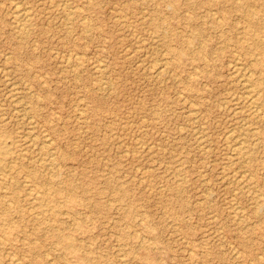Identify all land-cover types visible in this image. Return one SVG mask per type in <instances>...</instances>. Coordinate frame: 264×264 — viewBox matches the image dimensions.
I'll return each instance as SVG.
<instances>
[{
	"label": "rangeland",
	"instance_id": "1",
	"mask_svg": "<svg viewBox=\"0 0 264 264\" xmlns=\"http://www.w3.org/2000/svg\"><path fill=\"white\" fill-rule=\"evenodd\" d=\"M9 1L0 0V166L11 163L0 264H264V50H252L264 41V0ZM14 5L28 14L24 34ZM236 62L262 119L243 102ZM232 130L247 163L224 137ZM50 156L51 170L40 165Z\"/></svg>",
	"mask_w": 264,
	"mask_h": 264
},
{
	"label": "bare ground",
	"instance_id": "2",
	"mask_svg": "<svg viewBox=\"0 0 264 264\" xmlns=\"http://www.w3.org/2000/svg\"><path fill=\"white\" fill-rule=\"evenodd\" d=\"M13 1V0H12ZM12 1H9V2H11V4L13 3V4H16V3H14V1L12 2ZM18 3V2H17ZM60 3V2H59ZM65 3H67V2H65ZM19 4V3H18ZM17 4V5H18ZM64 4V3H63ZM17 5H14L12 8L14 9V15H13V18H14V20L16 21V22H20L21 23V25H20V28H19V31H20V34H24L25 32V26H26V22L25 21H27V16H28V14H27V12L25 11L24 12V10H20V6H17ZM20 5V4H19ZM63 6V5H62ZM64 6H66L65 4H64ZM141 6V5H140ZM69 7V6H68ZM61 8H63V7H61ZM76 8V7H75ZM80 8V7H79ZM73 8H71V10H72ZM26 10V9H25ZM73 11V10H72ZM80 11V10H79ZM143 11H145V10H143ZM29 12V11H28ZM13 13V12H12ZM63 13V12H62ZM68 14H70V12H68ZM71 16V15H70ZM247 16V19H248V21H249V23H250V25L253 27V28H255V27H257V26H260L259 25V21L257 20H255L254 18H253V16L252 15H250V14H247L246 15ZM143 17V16H142ZM27 18V19H26ZM145 18V17H144ZM143 18V19H144ZM216 18H218V17H216ZM11 19V18H10ZM62 19V18H61ZM60 19V20H61ZM65 19V18H64ZM255 21H254V20ZM13 20V19H12ZM66 20V19H65ZM73 20V19H72ZM85 20V19H84ZM84 20H83V22H84ZM141 20V19H140ZM139 21V20H138ZM150 21V20H149ZM217 21H219V19L217 20ZM66 22V21H65ZM220 22V21H219ZM90 23V22H89ZM17 24L18 23H16V26H17ZM47 24V23H46ZM70 25V24H69ZM14 26V25H13ZM30 26V25H29ZM17 27H19V26H17ZM261 27V26H260ZM259 27V28H260ZM26 28H27V26H26ZM133 29V28H132ZM143 29V28H142ZM14 30H15V28H14ZM18 30V29H17ZM145 30V29H144ZM18 31V32H19ZM29 31V30H28ZM148 31V30H147ZM26 32H27V30H26ZM149 32V31H148ZM147 32V33H148ZM151 33V32H150ZM17 34V33H16ZM133 34V33H132ZM152 35V34H151ZM150 35V36H151ZM16 36V35H15ZM26 36V35H25ZM13 37V36H12ZM137 37V36H136ZM135 37V38H136ZM141 38V37H140ZM150 38V37H149ZM18 39H20V38H18ZM65 40H66V38H65ZM73 40V39H72ZM141 40H142V38H141ZM153 40V39H152ZM253 40V45H252V50H255V49H262V50H264V41H262V40H260V39H252ZM145 41V40H144ZM144 41H142V43L144 42ZM149 44V43H148ZM147 44V45H148ZM155 44V43H154ZM152 46H155V45H152ZM152 46H150V48H152ZM158 47V46H157ZM144 48H145V46H144ZM139 49H140V47H139ZM138 49V50H139ZM158 49H160V48H158ZM137 50V49H136ZM154 50H156V49H154ZM151 51V50H150ZM149 51V52H150ZM157 51V50H156ZM156 51H153V52H156ZM157 52H159V51H157ZM156 52V54H158ZM69 54V53H68ZM77 54V53H76ZM163 54V53H162ZM179 55L181 54V53H178ZM235 54H237V53H235ZM150 55V54H149ZM69 56V55H68ZM66 57V58H69V57ZM147 56V55H146ZM7 57V56H6ZM5 57V58H6ZM74 57L76 58L77 57V55H74ZM144 57H145V52H144ZM239 57V56H238ZM240 58V57H239ZM9 59V58H8ZM171 59V58H170ZM5 60H7V59H4V61ZM66 60H68V59H66ZM65 60V63H68L67 61ZM9 61V60H8ZM76 61H77V59H76ZM79 61V60H78ZM156 61V60H155ZM154 61V63H158V62H155ZM158 61V60H157ZM161 61V60H160ZM235 61V60H234ZM233 61V62H234ZM236 61H238V60H236ZM6 62V61H5ZM99 62V61H98ZM161 62H164V61H161ZM166 62V61H165ZM164 62V63H165ZM240 63V62H239ZM239 63H235L234 65H232L230 68H231V73H232V75H233V77L238 81H236L235 80V83L237 82V84L238 83H240L241 84V86H242V88H243V93H244V100H243V102L245 103V106H247V108L249 107V108H251L252 109V112H251V114L252 115H254V117H256V119L257 118H261L262 119V113H261V111H260V109H261V107H260V102H259V100L261 101V98H259L258 97V95H259V93H257V90H256V88L254 87V85H253V83H251V80H250V75L248 74H245L246 72H245V69H247L246 67V65H244V67L245 68H242V66L239 64ZM6 64V63H5ZM100 64V63H99ZM160 63H158V64H154L155 66H157V65H159ZM255 66H259V65H261V63L260 62H258V61H256L255 63ZM91 65H93V63L91 64ZM162 65H164L163 63H162ZM166 65V64H165ZM101 66H103V65H101ZM75 67V66H74ZM94 67H97V65H94ZM151 67H154L153 66V64H152V66ZM160 67V66H159ZM166 67H168V66H166ZM72 68V67H71ZM105 68V67H104ZM164 68H165V66H164ZM164 68H161V69H159L160 71H158V69H157V72L158 73H162L163 72V69ZM96 70H97V68H95ZM100 69H102L103 70V68L102 67H100ZM106 69H107V67H106ZM150 69H152V68H149V70ZM243 69H244V71H243ZM3 70L4 69H2V72H3ZM7 70H9V69H7ZM6 70V71H7ZM82 71V70H81ZM101 71V70H100ZM153 71V70H152ZM5 72V71H4ZM3 72V73H4ZM8 72V71H7ZM157 72H156V74H157ZM250 72V71H249ZM252 72V71H251ZM107 73V72H106ZM169 73H171V72H169ZM174 73V72H173ZM99 74V73H98ZM97 74V75H98ZM155 74V72H154V75H156ZM252 74V73H251ZM75 75H77V73L75 74ZM232 75H231V77H232ZM104 76H106V74L104 75ZM157 76V75H156ZM157 77H159V75L157 76ZM189 78V77H188ZM167 79V78H166ZM165 79V80H166ZM21 80H22V78H21ZM164 80V81H165ZM173 80V79H172ZM25 82V81H24ZM24 82H23V84H24ZM43 82V81H42ZM100 82V81H99ZM98 82V83H99ZM102 82H103V80H102ZM161 82H162V80H161ZM264 82V81H263ZM16 83V82H15ZM101 83V82H100ZM18 84V83H17ZM44 84V83H43ZM176 84V83H175ZM236 84V85H237ZM239 84V85H240ZM13 85V84H12ZM262 85V84H261ZM260 85V88H262L263 89V91H264V86L262 85L261 86ZM14 86H16V85H14ZM99 86V85H98ZM78 87V86H77ZM103 87H104V85H103ZM107 87H110L109 85L107 86ZM15 88V87H14ZM98 88V87H97ZM13 89V88H12ZM102 89V88H101ZM21 90V89H20ZM19 89L17 90V91H20ZM24 90H26V89H24ZM15 91V90H14ZM101 91H103V89L101 90ZM241 91H242V89H241ZM97 92V91H96ZM11 93H13V92H11ZM32 94V93H31ZM11 95V94H10ZM14 95V94H13ZM22 95V94H21ZM35 96H36V94H34ZM184 96V95H183ZM240 96V95H239ZM239 96H237V98H239ZM15 97L17 98V95H15ZM103 97H104V95H103ZM11 99L13 98V97H10ZM22 98V97H21ZM20 98V99H21ZM14 99V98H13ZM18 100V101H21V100ZM17 100H16V103L18 102ZM31 102V101H30ZM242 102V103H243ZM264 102V101H263ZM14 103H15V101H14ZM15 103V104H16ZM19 103V102H18ZM17 103V104H18ZM234 103H235V101H234ZM20 105H22L21 103H19ZM27 104V103H26ZM24 106H25V104H24ZM262 106V105H261ZM263 106H264V104H263ZM15 107V106H14ZM230 107V106H229ZM235 107H236V105H235ZM24 108V107H23ZM248 108V109H249ZM28 109V108H27ZM26 108L24 109V110H27ZM236 109V108H235ZM15 110V109H14ZM18 110H19V108H18ZM78 110V109H77ZM242 110V108L240 109V111ZM262 110V109H261ZM17 111V110H16ZM22 111V110H21ZM236 111H238V110H236ZM23 112V111H22ZM81 112V111H80ZM79 112V113H80ZM83 112V111H82ZM17 113H21L20 111L19 112H17ZM24 113H26V112H24ZM194 113L196 114V112L194 111ZM193 113V114H194ZM237 113V112H236ZM236 113H234V115H236ZM241 113V112H240ZM189 114H190V112H189ZM191 114H192V110H191ZM190 114V115H191ZM264 114V113H263ZM24 115V114H23ZM20 116V115H19ZM22 116V115H21ZM194 116V115H193ZM250 116V115H249ZM24 117V116H23ZM22 117V118H23ZM28 117H30L29 116V114H28ZM17 118V117H16ZM25 118V117H24ZM21 119V118H20ZM28 119H30L29 121H32L31 120V118H28ZM85 119V118H84ZM260 119V120H261ZM19 120V119H18ZM195 120V119H194ZM233 120V119H232ZM239 120V119H238ZM241 120V119H240ZM245 120V119H244ZM243 120V121H244ZM255 120V119H254ZM264 120V119H263ZM21 121V120H20ZM36 121V120H35ZM234 121V120H233ZM16 122V121H15ZM144 122V121H143ZM240 123H242V122H240ZM39 124V123H38ZM263 124V123H262ZM30 125V124H29ZM32 125H33V123H32ZM247 125H249V124H246V126ZM34 126V125H33ZM235 126V125H234ZM245 126V125H244ZM245 126V127H246ZM243 127V126H242ZM231 129H232V127H231ZM230 129V130H231ZM238 129H239V127H238ZM31 130H32V128H31ZM29 131H30V129H29ZM233 131V130H232ZM240 131H242L241 129H240ZM240 131H238V133L240 132ZM253 130L251 129V131H249V132H252ZM26 132H28V131H26ZM254 132H256V131H254ZM46 133V132H45ZM245 133H246V131H245ZM34 134V133H33ZM32 134V135H33ZM43 134H44V132H43ZM226 134V133H225ZM224 134V137H226V139H228L229 141H231L232 142V149L231 150H233L232 152H234V154L236 155V157L238 158V160L239 161H245V160H247L248 161V159H249V156H250V151L248 150V151H246V147H245V145L244 144H246V143H242L241 141H240V138L239 137H242V136H238V135H236L235 133H234V131L233 132H230V133H227L226 135ZM242 134H243V132H242ZM254 134V133H253ZM145 135V134H144ZM20 136V135H19ZM26 136H28V135H26ZM35 136V135H34ZM45 136V135H44ZM48 136V135H47ZM223 137V138H224ZM38 138V137H37ZM36 138V139H37ZM44 138V137H43ZM45 138H46V136H45ZM45 138H44V140H45ZM200 138V137H199ZM21 139H23V138H21ZM27 139V138H26ZM30 139H32V138H30ZM33 139H35V138H33ZM47 139V138H46ZM142 139V138H141ZM225 139V138H224ZM25 140V139H24ZM50 140H52V139H50ZM49 141V140H48ZM254 141V140H253ZM258 141V140H257ZM30 142L33 144L34 142L32 141V140H30L29 142H28V144L30 145ZM41 142V141H40ZM46 141H44V143H45ZM226 143L225 144H227L228 145V143H227V140L225 141ZM249 142V141H248ZM6 143V142H5ZM14 143H16L15 141H14ZM41 143H43V142H41ZM48 143H50V142H48ZM51 143H52V141H51ZM253 143H255V142H252V143H250V144H253ZM115 144H117V143H115ZM144 144V143H143ZM142 144V145H143ZM146 144V143H145ZM24 145H27V143L26 144H24ZM40 145V144H39ZM38 145V146H39ZM140 145V144H139ZM141 145V146H142ZM148 145V144H147ZM152 146H153V144H151ZM150 145V146H151ZM230 145V144H229ZM228 145V146H229ZM8 146V145H7ZM34 146V145H33ZM41 146V145H40ZM137 146H138V144H137ZM151 146V147H152ZM231 146V145H230ZM252 146V145H251ZM257 146V145H256ZM3 147V146H2ZM41 147H44V148H46L47 150L49 149L48 147H49V144H43V146H41ZM126 147V146H125ZM157 147V146H156ZM38 148H40V147H38ZM141 148H143V147H141ZM150 148V147H149ZM1 149V148H0ZM147 149H148V147H147ZM23 151V150H22ZM132 151V150H131ZM251 151H252V149H251ZM49 153H50V151H48ZM23 153V152H22ZM25 153V152H24ZM57 153V152H56ZM0 154H7V150H4V149H1L0 150ZM51 154V153H50ZM53 154V153H52ZM51 154V155H52ZM133 154V153H132ZM131 154V155H132ZM252 154V153H251ZM39 155V154H38ZM150 155H151V153H150ZM230 155V154H229ZM230 157V156H229ZM233 157V156H232ZM237 158H236V161H237ZM2 159V157H0V160ZM41 159V158H40ZM39 159V160H40ZM227 159V158H226ZM11 160V159H10ZM42 160V159H41ZM1 161H3V159L1 160ZM12 161V160H11ZM32 161H35V158L32 160ZM31 161V162H32ZM235 161V162H236ZM247 161H245L246 163H247ZM4 162V161H3ZM8 162H10L9 160H8ZM37 162H38V160H37ZM55 159H54V156L52 157V156H50V157H48L46 160H44L43 162L41 161L40 162V165L43 167V168H46V169H53L54 168V165H55ZM234 162V161H233ZM238 162V161H237ZM13 163V162H12ZM1 164H3V163H1ZM9 164V163H8ZM11 164V163H10ZM10 164H9V166H10ZM233 164V163H232ZM244 164V163H243ZM4 165V164H3ZM230 165V164H229ZM9 166L7 167L6 166V168H8V170H5V169H3L2 168V166H0V182L2 183V182H4V180H6V177L8 176V174H9V172H10V169L11 168H9ZM34 166V165H33ZM232 166V165H231ZM146 167V166H145ZM30 169V168H29ZM56 169H57V167H56ZM136 169H138V167H136ZM238 169V168H237ZM142 170V169H141ZM36 171V170H35ZM138 171V170H137ZM147 171V170H146ZM234 171H232V173H233ZM244 172V171H243ZM242 172V173H243ZM42 173H43V171H42ZM236 173H237V171H236ZM172 174V173H171ZM244 174V173H243ZM242 174V175H243ZM54 175V174H53ZM231 176H234V175H232L231 174ZM249 176V175H248ZM23 177H25V176H23ZM249 177H251V176H249ZM232 178V177H231ZM27 179V178H26ZM114 179H115V177H114ZM140 180V179H139ZM235 180V179H234ZM246 181H247V179H246ZM54 182V181H53ZM56 183H54V184H58L57 183V181H55ZM237 182H238V178H237ZM1 183H0V187H1ZM232 183V182H231ZM235 183H236V181H235ZM24 184V183H23ZM53 184V185H54ZM111 184V183H110ZM6 185V184H5ZM27 185H28V183H27ZM243 185V184H242ZM39 186V185H38ZM56 186V185H55ZM248 186V185H247ZM246 186V187H247ZM245 187V186H244ZM31 188V187H30ZM146 188V187H145ZM162 188V187H161ZM2 189H4V188H1V190ZM32 189V188H31ZM242 189V188H241ZM114 191V190H113ZM31 192V191H30ZM112 192V191H111ZM254 193V192H253ZM256 193V192H255ZM7 196V195H6ZM29 196H31V200L30 201H32V202H36L37 203V208H40V212H39V214H46V212H47V210H45V209H43V207H42V205H43V201H45V195H43V197L41 196V195H39V193L38 192H35V191H33V193H31ZM205 197V196H204ZM1 198V197H0ZM207 201V200H206ZM8 203H9V201H8ZM75 202L74 201H71V200H69V202H67V209L69 210V209H71V208H73L74 209V207H75V205L77 204V202L74 204ZM231 203V202H230ZM235 204V203H234ZM1 205L3 206V207H5L4 209H5V211L4 212H7L8 211V208H7V204H5V203H1ZM10 205V204H9ZM236 205V204H235ZM234 205V206H235ZM234 206H233V208H234ZM237 206V205H236ZM255 207V206H254ZM257 207H258V204H257ZM232 208V209H233ZM30 209V208H29ZM73 209L71 210V211H73ZM236 208H234L233 210H235ZM28 210V209H27ZM32 210V209H31ZM242 212H243V210H242ZM235 213H237V210H236V212ZM234 215V214H233ZM257 216V215H256ZM242 218V217H241ZM237 219H239V218H237ZM237 221V220H236ZM238 221H240V219L238 220ZM241 221H243V219H241ZM36 222H39V219H37L36 220ZM5 223H6V221H5ZM2 225V224H1ZM38 225H40L41 226V223H39ZM251 225V224H250ZM4 226V225H3ZM253 226V225H252ZM48 227H44V229H47ZM239 228V227H238ZM243 231V230H242ZM32 234V233H31ZM138 234V233H137ZM136 234V237L138 236ZM44 236V235H43ZM138 238V237H137ZM141 238V237H140ZM144 238V237H143ZM21 239V238H20ZM24 240V239H23ZM79 240V239H78ZM117 240V239H116ZM33 241H35V240H33ZM36 242L38 243V241L36 240ZM59 242L60 243H62L63 242V245H64V247L68 250V251H70V252H75L76 251V247H75V245L71 242V240L68 238V237H62V236H60L59 237ZM186 242V241H185ZM55 244V243H54ZM187 244V243H186ZM122 245V244H121ZM126 245V244H125ZM234 249H236L235 247H234ZM9 250V249H8ZM52 250V249H51ZM5 251H7V249L5 250ZM235 251V250H234ZM233 251V252H234ZM189 252H191V250L190 251H188V253ZM12 253V252H11ZM45 253H46V251H45ZM7 254V253H6ZM43 254H44V252H43ZM48 254V253H47ZM10 255V254H9ZM236 255V254H235ZM58 256V255H57ZM60 256H61V254H60ZM122 256V255H121ZM236 257V256H235ZM12 258H13V254H12ZM9 259H11V258H9ZM91 259V258H90ZM122 259V258H121ZM12 261H13V259H11ZM18 260V259H17ZM16 260V261H17ZM48 262H50V261H48ZM125 262V261H124ZM14 264H15V262H13ZM17 263H19V261L18 262H16V264ZM123 263V262H122ZM27 264V263H26ZM136 264V263H135Z\"/></svg>",
	"mask_w": 264,
	"mask_h": 264
}]
</instances>
